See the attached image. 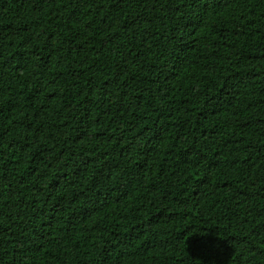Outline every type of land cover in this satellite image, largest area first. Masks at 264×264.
Masks as SVG:
<instances>
[{"label":"trees","instance_id":"trees-1","mask_svg":"<svg viewBox=\"0 0 264 264\" xmlns=\"http://www.w3.org/2000/svg\"><path fill=\"white\" fill-rule=\"evenodd\" d=\"M211 5L0 0V264H264V0Z\"/></svg>","mask_w":264,"mask_h":264},{"label":"snow or ice","instance_id":"snow-or-ice-1","mask_svg":"<svg viewBox=\"0 0 264 264\" xmlns=\"http://www.w3.org/2000/svg\"><path fill=\"white\" fill-rule=\"evenodd\" d=\"M209 8H212L211 0H209ZM204 11L207 13L208 9H204ZM212 11H215V9L212 8ZM190 243L193 245V255L203 257L206 264H210L211 258H215V264H227L230 252L226 247V241L211 237L206 239L193 237Z\"/></svg>","mask_w":264,"mask_h":264}]
</instances>
